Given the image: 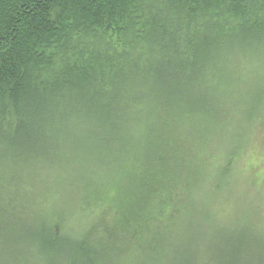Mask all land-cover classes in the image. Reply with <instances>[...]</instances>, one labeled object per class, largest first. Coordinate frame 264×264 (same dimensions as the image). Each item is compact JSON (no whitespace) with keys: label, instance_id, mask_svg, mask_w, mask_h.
Masks as SVG:
<instances>
[{"label":"trees","instance_id":"trees-1","mask_svg":"<svg viewBox=\"0 0 264 264\" xmlns=\"http://www.w3.org/2000/svg\"><path fill=\"white\" fill-rule=\"evenodd\" d=\"M255 49L264 50V0H0V146L25 152L0 160L1 226H18L30 186L6 179L4 170L50 164L17 146L40 134L62 142L72 119V127L88 124L74 130L79 149L108 146L91 147L89 155L77 148L76 163L91 168L78 194L109 197L112 213L75 233L71 264H102L106 257L113 264L109 250L124 258L127 249L133 261L131 250H143L139 237L149 227L159 234L195 208L196 157L214 153L205 123H219L215 89L223 75L256 66L249 59L238 70L237 59ZM92 172L103 179L91 184ZM32 179L33 186L44 184L38 173ZM31 193L38 202L32 211L44 218L50 205L44 188ZM49 216L41 221L46 238L55 244L74 236ZM254 227L247 239L258 245L263 236ZM154 249L141 252L142 264H153ZM187 258L173 263L194 264Z\"/></svg>","mask_w":264,"mask_h":264},{"label":"rangeland","instance_id":"rangeland-1","mask_svg":"<svg viewBox=\"0 0 264 264\" xmlns=\"http://www.w3.org/2000/svg\"><path fill=\"white\" fill-rule=\"evenodd\" d=\"M237 59L242 62L238 70L250 65L249 59L255 61L256 66L250 71L223 75L215 89L214 98H221V110L215 113L219 123L210 126L205 123L207 130H212L209 139L214 153L209 151L203 157H196L198 180L190 199L195 208L186 211L177 221H170L168 228L159 234L149 227L148 233L139 237L143 250H131L133 261L128 259L129 249L124 258H115L109 250V255L118 260L113 264H142L141 252L150 254L146 252L150 248H155L151 253L153 264H174L178 255H187V260L191 258L189 262L194 258V264H264V50L255 49L250 55L238 52ZM71 123L72 119L69 121L70 136L62 142L40 134L37 141L24 137L17 146V149L26 146L29 153L48 159V167L4 170L6 179L15 184L23 180L30 186L29 193L26 191V197L20 201L22 211L27 214L19 209L18 226L6 223L3 227L0 223V264H71L78 255L73 246V239L77 238L75 233L100 218L109 219L112 213L109 197L82 200L78 194L80 181L90 183L84 179L91 174V168L76 163L79 153L89 155L93 151L91 147L95 151H104L108 146L103 143L79 149L74 133L79 129L82 131L88 124L76 123V127H72ZM6 134L13 136L15 133ZM11 152L25 153L2 145V164L11 161ZM27 154L25 159L30 156ZM34 173L44 179L45 186L31 185ZM97 178L103 179L102 174L99 172L98 176L92 172L91 184ZM43 188L50 203L41 212L44 218L32 211L38 209V202L31 193L33 189ZM49 215H55L54 221L60 220L65 229H72L70 234L74 236L65 234L55 242L56 245L46 238L43 231L48 227L41 221ZM254 226H260L263 236L258 245L253 237L247 239L252 236L249 229ZM33 233L40 238L38 243L32 241L37 238ZM105 240L104 246L107 241L111 242ZM147 245L151 246L144 249ZM117 254L126 255L122 251ZM111 261L113 259L106 257L102 264Z\"/></svg>","mask_w":264,"mask_h":264}]
</instances>
